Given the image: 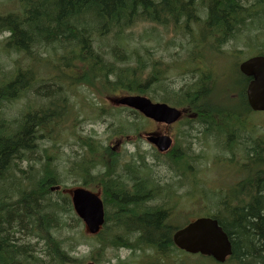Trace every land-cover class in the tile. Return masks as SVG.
<instances>
[{
	"label": "trees",
	"instance_id": "1",
	"mask_svg": "<svg viewBox=\"0 0 264 264\" xmlns=\"http://www.w3.org/2000/svg\"><path fill=\"white\" fill-rule=\"evenodd\" d=\"M14 1L16 7L0 8V35L7 34L2 40V48L8 54L22 55L27 64H17L7 74L0 68L4 75L0 82V187L3 186L0 188V264H35L38 259L47 258L44 253L33 257L31 252L36 250L26 243L29 239L45 241L50 250L47 254L56 263L67 264L70 260L62 240L54 237L55 232H60L67 225H71L73 230L79 221L73 215L68 196L60 195L58 191L55 192L58 197L50 196L53 194L51 186L63 182L61 176L49 167L41 177L39 171L34 172L29 185L16 184L14 180L7 183L5 180L17 172L24 174L19 163L34 159L38 154L36 150L43 145L42 138L47 137L57 145L56 137L51 132L47 135L46 128L55 129L62 123L61 117L71 104V89L88 86L101 97H112L118 92L147 94L149 90H162L157 87L166 78V70L161 67V62L155 60V52L147 45L142 46L144 52H141L139 47L129 44L127 36L132 29L143 24L147 25L143 35H149V38L154 37L158 26L171 25L181 28L186 37L191 34L193 22L202 26V36H193L189 41L191 55L188 58L193 65L188 71L180 72L183 84L163 87L165 91L159 100L189 107L197 114L198 126L193 130L199 129L203 133L208 128L221 131L220 125H224L228 130L225 133L232 138L230 145L242 144L245 148L244 169L250 176L243 177L231 193H213L208 199L218 198L211 213L220 220L233 243V254L228 264H264V139L239 134L243 130L249 132V125L242 114L252 111L246 99L250 78L243 75L237 65L239 76L231 85L220 87L223 79L201 64L199 52L209 46L220 50L221 45L235 37L248 19L264 18V0ZM2 2L9 3L10 0ZM203 11L206 18L200 16ZM108 43H112L110 51L106 49ZM44 50L56 53V60L44 57ZM256 53L264 55L262 50ZM40 63L49 69L47 76L34 68ZM220 89L228 102L238 99L237 107L242 110L214 100ZM29 93L41 102L34 107L29 103L32 106L19 117L4 116L6 102L12 104ZM95 100L83 106L94 109L96 117L104 121L111 118L108 126L113 135H126L129 127L137 130V136L142 131L137 120L143 116L138 111L127 107L108 108L104 104L98 106ZM124 109L136 118L135 122L117 120ZM71 133L78 141L76 149L71 147L68 160L72 161L74 157L72 163L80 172L83 184L101 183L104 187L107 220L111 226L102 230L97 241L109 236L111 246L138 253L143 259L140 264H162L159 255L168 257L177 252L176 264H187L191 257L195 259L194 264H216L205 256H189L175 246L173 234L182 225L176 226L171 222L174 208L169 205V198L163 199L167 201L165 203L160 199L163 194L169 197L165 187L175 175L186 174L182 163L194 167L190 163L193 160L190 154L176 148L166 157L154 152L157 164L167 165L168 170L165 169L164 174L160 173V166L153 168L146 163L138 147L136 159L122 167L121 155L110 153L107 145L92 141V137L83 138L75 131ZM249 143L250 148H247ZM102 164L104 169L97 173L91 171ZM129 175L138 178L133 191L125 180ZM147 180L159 183V193L156 191L159 197L151 198L154 194L147 192ZM14 194H17L16 198L12 199ZM152 201L156 203L150 204ZM22 254H26L25 259ZM29 257L31 259L27 260Z\"/></svg>",
	"mask_w": 264,
	"mask_h": 264
},
{
	"label": "rangeland",
	"instance_id": "2",
	"mask_svg": "<svg viewBox=\"0 0 264 264\" xmlns=\"http://www.w3.org/2000/svg\"><path fill=\"white\" fill-rule=\"evenodd\" d=\"M9 6L16 7V1L10 0L9 3H3L2 0H0L1 9L8 8ZM204 13L205 11L201 12L202 17ZM245 23L246 24L243 27L238 29L235 37L227 41L225 44H222L220 51L214 53L210 50L211 47L209 46L207 48L209 49V51H206V57L200 60L201 64L211 69L215 74H220V77H224V79H236L239 75L237 73L235 64L240 63L242 60L251 55L256 54V52H258L259 50H264L263 16H256L254 17V20L248 19ZM196 26L199 25L194 22L191 23L190 27L192 33L190 35H187L186 37L183 36L181 28H176L173 25L168 27L158 26L154 37L149 38V35H143L147 25L141 24L131 30L130 34L127 36V39L129 40V44L131 46L139 47V50L141 52H144L142 46L147 45L152 52H155L156 56H160L165 60V67L169 66L170 69V78L166 79L161 86H165L167 84L180 86L181 84H183V81H181L182 76L180 73L176 72L181 71L188 65H190V63H185L183 61L187 58L188 53L191 50L189 41L193 39L195 29L196 37L199 38L201 35L199 28H196ZM6 36L7 34L0 35V68L3 69V72L7 74L9 73L10 69L17 64L26 65L27 60L20 54H8L3 50L2 40ZM111 45L112 43H108L106 45V49L108 51H110ZM58 52H60V50H58ZM42 54L49 60H56L57 58V54L53 53L51 50H44L42 51ZM116 62L118 64L122 63L118 61ZM34 68L40 70V73L44 76H47V73L49 71V69L42 63L35 64ZM3 79L4 75L0 73V82ZM230 83L224 81L223 85H230ZM219 91H221V89ZM70 93L71 104L69 108H67L68 106H66L65 104V108L67 109L64 116L61 117L62 123L60 124V126L55 129L50 126L46 128L47 135L49 132H51L52 135L56 137L57 145H54L53 142L48 140L47 137L45 139L42 138L41 140L43 142V145L41 148H39V150H36L38 154L35 155L34 159L31 161L24 160L23 163H19V167L25 170L24 174L22 172H17L9 179H6L5 182L8 183L9 180H14L16 184L19 183L20 185H29L31 182L30 177L34 172L39 171L41 177L44 174L45 169L51 167V169L53 168L54 170H56V172L61 173L62 176L68 178L69 185H74V180L69 174L70 167L73 164L68 162L69 153L72 147L71 143L74 141L75 142L73 143V149H76V137L71 133L72 131H75L78 135H92L100 140L103 144L113 146L114 150L118 151V153L122 155V162L124 166L129 161V155L136 152L137 144H139L142 150L148 153L147 160L149 161V163H153L151 154L154 151V148L147 142L146 139H143L144 142H129L130 139L123 136L110 137V132L107 128L108 121L104 122L97 120L94 115H91L90 118L92 119L86 122H76V117L79 114L81 107L84 104L87 106L90 101L94 100L92 96L96 95L84 86H79L71 89ZM149 94L152 99L154 98L153 100L159 101V96L162 95V91H150ZM105 96L101 97L100 100L96 98L95 101L101 104L115 105L114 103L105 99ZM233 98L235 97L233 96ZM40 102L41 100L34 99L32 97V94L29 93L27 95H23L20 99L7 106L6 112L9 117L16 118L21 115L22 110L28 103H32L34 107ZM227 104L232 108L242 110L241 107H237V104L234 101L227 102ZM29 106L30 105H28V108ZM69 109L70 112H68ZM122 116L125 118L127 117L128 120L134 122L136 121V118L127 111L122 112ZM245 117L248 124L253 127H250L248 133L247 131L243 130L241 133L239 132V134L241 136L247 134L252 136L253 138L263 136L264 138V112L245 113ZM79 118L82 117L79 116ZM139 125L143 126V130L146 129V131H152L155 128L154 125H151V122L147 121L146 118L141 119ZM175 127L176 130H179L180 124H176ZM181 127L183 129V126ZM157 129L159 132H166V126L162 124L157 125ZM220 129H222V126H220ZM169 131L172 133H176L173 129ZM225 132L226 131L222 130L215 131L209 128L204 133L199 129H192L190 131L192 136H189L187 139L188 142L186 144L187 149L185 153L187 155L190 154L193 157V160L190 161V163H193L195 169L193 167L190 168L189 166H186L184 163H182V168H185L186 170L190 169V173L194 171L195 175H197V177L202 180L203 184H194L193 182H190L187 185L189 193L187 197L183 196L180 198L181 200L178 201L177 209H175L174 215L172 217V222L175 225L183 224L186 221L192 220L198 216L208 214V211L202 208L210 206V204H208L209 196L215 192L220 191V188H223L224 191L231 193V187L233 185L235 186L242 179L241 177L243 176V170L241 168V165L239 164V160H241L243 163L246 161L244 157L245 150L243 149L242 144H238L233 149H229L225 141ZM143 134H145V131L143 132ZM177 138L178 145L183 146L186 140H184V138L182 137L181 132L177 133ZM216 140L220 141V143L217 145L214 143ZM239 140H242V138L239 137ZM205 142H207V146L205 145ZM250 144L251 143L247 144V148H250ZM198 153H202L204 155V157L200 160H198V157L196 156ZM76 158H78L77 155ZM73 160L74 157L72 156L71 162H73ZM230 160L238 161L233 162ZM157 166L160 165L158 164ZM158 169L160 170V173H164L163 170L167 169V165L164 164ZM247 175L250 176V173L248 174L247 172L246 174L245 172L244 178H246ZM188 176L189 178L193 177L189 174ZM16 177L17 179L15 180ZM177 178L178 175H175L173 181H176ZM187 187H181L179 192L186 193ZM50 196H52L53 198L58 197V195L55 193L51 194ZM154 203L156 202H150V204ZM82 235L88 236L84 232V224L82 223H80L79 226L75 227L73 230H71V225H67L66 228H62L60 232H55L54 234L55 238L63 239L67 247V251L72 256H74L75 262L71 264H86L91 260L92 251L94 249H96V253L100 252L99 255H96L98 259L97 261H95L96 264H120L121 260H137L136 257L138 253H133V251L127 248H115L113 246H105L102 250H99L100 244L98 243L96 238H94L95 236H88L90 238L86 239L81 238ZM26 243L31 248H33V250H36L35 252H31L33 253V257L43 253L45 256L47 255V259H38L35 264H58L54 259L51 258V256L47 254L50 250H48L49 247H47L45 241L40 240L39 242H36V239H29L28 241H26ZM141 253L142 251H139V254ZM22 257L25 258L26 254H22ZM162 258L164 262L168 261L167 257ZM30 259L31 257H29L27 260ZM142 261L143 259L138 258L135 264H140ZM187 261H190V259H188ZM168 264L176 263L170 262Z\"/></svg>",
	"mask_w": 264,
	"mask_h": 264
},
{
	"label": "water",
	"instance_id": "3",
	"mask_svg": "<svg viewBox=\"0 0 264 264\" xmlns=\"http://www.w3.org/2000/svg\"><path fill=\"white\" fill-rule=\"evenodd\" d=\"M241 72L252 77L247 88L250 107L264 111V56L252 57L240 64ZM118 104L135 108L148 118L171 124L180 119L182 111L164 102H153L142 95H126L117 100ZM148 140L160 152H166L172 145L169 135L149 136ZM55 190V187L51 188ZM74 207L86 223V231L98 233L105 221L104 204L98 193L83 187L70 189ZM176 245L191 254H202L224 262L232 252L231 242L219 221L215 218H199L174 234ZM94 264V263H89Z\"/></svg>",
	"mask_w": 264,
	"mask_h": 264
},
{
	"label": "flooded vegetation",
	"instance_id": "4",
	"mask_svg": "<svg viewBox=\"0 0 264 264\" xmlns=\"http://www.w3.org/2000/svg\"><path fill=\"white\" fill-rule=\"evenodd\" d=\"M4 102H6V100H4ZM192 119H195L196 120L197 117L192 118V117H189L187 114H185V115H183V119L182 120H179L178 122H176V123H174L172 125H166V129L167 130H171V129L175 128L176 124H183V121H185L184 124L187 125L188 122H190ZM221 130L226 131V128L224 127V125L222 126V129ZM167 133H169V132H167ZM169 134L172 136L173 141H174V144H173L172 149H175L176 148V149H178L180 151V148L181 147L180 146H177L178 145V141L175 140V134L176 133H172L171 132ZM228 135L227 134L225 135V140L227 139L226 136H228ZM181 152H182V150H181ZM145 179H147V178H145ZM190 182H193L194 184H199L193 178H187V179H183V180L172 181L170 184H166L165 192L168 191L169 196L171 195V197H176V198L182 197V196H180V194H177V193H179L178 192L179 191L178 189L182 186L181 184H189ZM132 184H133V180H132ZM136 184L137 183H134L133 190H134ZM146 186H147V192H149V193L151 192V194H154L157 191L159 193V190H158L159 187H160L159 186V183L157 184L155 182L153 183V182L147 180V185ZM174 190H177V193H175ZM188 193H189V190L186 193L185 192L181 193V195H188ZM163 195L165 197H167V195H165V194H163ZM153 199H155V197Z\"/></svg>",
	"mask_w": 264,
	"mask_h": 264
},
{
	"label": "bare ground",
	"instance_id": "5",
	"mask_svg": "<svg viewBox=\"0 0 264 264\" xmlns=\"http://www.w3.org/2000/svg\"><path fill=\"white\" fill-rule=\"evenodd\" d=\"M61 44V43H60ZM13 51H15L14 49H13ZM95 69V68H94ZM212 73V72H211ZM12 75V74H11ZM111 82V81H110ZM31 84V83H30ZM7 86V85H6ZM2 88V87H1ZM198 88V87H197ZM1 90V89H0ZM37 92V91H36ZM47 92V91H46ZM207 95V94H206ZM62 96V95H61ZM40 98V97H39ZM40 108V107H39ZM227 108V107H226ZM210 117V116H209ZM15 120V119H14ZM29 122V121H28ZM246 122V121H245ZM229 129V128H228ZM186 154V153H185ZM48 162V161H47ZM15 167V166H14ZM14 169V168H13ZM45 169V168H44ZM11 170V169H10ZM157 170V169H156ZM42 171V170H41ZM164 171V170H163ZM43 173V172H42ZM132 173V172H131ZM15 175V174H14ZM56 175V174H55ZM158 175V174H157ZM132 176V175H131ZM129 177V176H128ZM159 178V177H158ZM37 179V178H36ZM158 180V179H157ZM36 181V180H35ZM142 181V180H141ZM160 181V180H159ZM120 182V181H119ZM141 183V182H140ZM1 184V183H0ZM3 187V186H2ZM2 187H0L1 189H2ZM5 187H7V186H5ZM141 187V186H140ZM143 187V186H142ZM9 188V187H8ZM6 189V188H5ZM15 189V188H14ZM20 189V188H19ZM24 189V188H23ZM123 189V188H122ZM142 189V188H141ZM143 189H144V187H143ZM160 189V188H159ZM8 190V189H7ZM13 190V189H12ZM143 191V190H142ZM210 191V190H209ZM1 192V191H0ZM8 194V193H7ZM6 195V194H5ZM15 195V194H14ZM9 197V196H8ZM162 198V197H161ZM203 198V197H202ZM12 200V199H11ZM21 206V205H20ZM18 207V206H17ZM54 217V216H53ZM46 222V221H45ZM48 223V222H47ZM54 225V224H53ZM46 226V225H45ZM50 229V228H49ZM48 234V233H47ZM28 238V237H27ZM24 240V239H23ZM27 240V239H26ZM25 240V241H26ZM25 244V243H24ZM62 254V253H61ZM62 256V255H61ZM46 257V256H45ZM25 259V258H24ZM34 259H36V258H34ZM47 259V258H46ZM17 260V259H16ZM62 260V259H61ZM28 262V261H27Z\"/></svg>",
	"mask_w": 264,
	"mask_h": 264
}]
</instances>
